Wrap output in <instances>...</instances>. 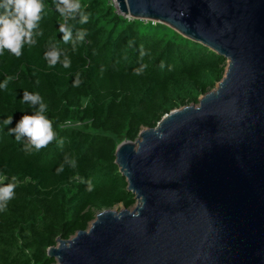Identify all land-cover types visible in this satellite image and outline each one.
Segmentation results:
<instances>
[{
    "label": "trees",
    "instance_id": "1",
    "mask_svg": "<svg viewBox=\"0 0 264 264\" xmlns=\"http://www.w3.org/2000/svg\"><path fill=\"white\" fill-rule=\"evenodd\" d=\"M41 2L35 46L25 44L19 58L7 49L0 55V85L8 81L0 87V187L14 185L0 211V264H54L48 249L59 237L87 230L103 210L135 205L115 164L117 147L171 111L198 105L227 67L226 59L166 25L122 15L112 0H79L85 24L79 15H61L58 0ZM61 25L71 26L74 37L82 29L88 35L74 50ZM52 45L70 58L69 68L49 67ZM25 91L43 97L57 134L31 153L26 137L17 142L9 134L23 116L35 115L21 103Z\"/></svg>",
    "mask_w": 264,
    "mask_h": 264
},
{
    "label": "water",
    "instance_id": "2",
    "mask_svg": "<svg viewBox=\"0 0 264 264\" xmlns=\"http://www.w3.org/2000/svg\"><path fill=\"white\" fill-rule=\"evenodd\" d=\"M226 59L211 92L116 149L133 209L103 210L54 264H264V0H115Z\"/></svg>",
    "mask_w": 264,
    "mask_h": 264
},
{
    "label": "clouds",
    "instance_id": "3",
    "mask_svg": "<svg viewBox=\"0 0 264 264\" xmlns=\"http://www.w3.org/2000/svg\"><path fill=\"white\" fill-rule=\"evenodd\" d=\"M44 8L41 0H0V55L7 49L19 58L25 44L29 47L35 46L37 43L35 37L42 34L38 30V25L42 19L41 12L44 11ZM57 10L61 15L66 13L71 17L79 15L81 24L89 21V16L84 14L79 0H58ZM59 31L63 33V41L65 43L71 42L74 50L77 44L83 43L88 35L87 30L82 29L76 32L74 37L72 27H65L64 25L60 26ZM62 56L63 59H61ZM45 59L48 61L49 67H54L58 63H62L65 68L71 66L70 58L55 45H52L51 49L45 53ZM137 74H139V70H137ZM7 83L6 80L0 87L6 88ZM80 83L79 76H77L74 86L78 87ZM21 103H29L31 107L36 108L35 115L23 116L16 127L9 131V134H15L17 142H21L26 137L25 151L28 153L32 152L33 147L36 150L47 147L50 142L57 138V134L52 129V122L44 115L47 111V105L44 103L43 97L39 93L25 91ZM12 120L13 117L8 116L3 123L8 126ZM63 143L62 139L58 140L61 147ZM13 193V184L0 187V211L6 209L7 202L13 198Z\"/></svg>",
    "mask_w": 264,
    "mask_h": 264
},
{
    "label": "rangeland",
    "instance_id": "4",
    "mask_svg": "<svg viewBox=\"0 0 264 264\" xmlns=\"http://www.w3.org/2000/svg\"><path fill=\"white\" fill-rule=\"evenodd\" d=\"M135 205H133L130 209H133ZM117 207H121V205L117 206Z\"/></svg>",
    "mask_w": 264,
    "mask_h": 264
},
{
    "label": "built area",
    "instance_id": "5",
    "mask_svg": "<svg viewBox=\"0 0 264 264\" xmlns=\"http://www.w3.org/2000/svg\"><path fill=\"white\" fill-rule=\"evenodd\" d=\"M113 1V3L115 4V0H112ZM128 18H130V17H128Z\"/></svg>",
    "mask_w": 264,
    "mask_h": 264
}]
</instances>
